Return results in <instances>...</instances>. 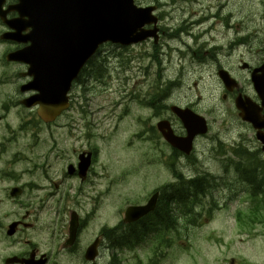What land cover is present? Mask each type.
Here are the masks:
<instances>
[{
    "label": "rangeland",
    "instance_id": "obj_1",
    "mask_svg": "<svg viewBox=\"0 0 264 264\" xmlns=\"http://www.w3.org/2000/svg\"><path fill=\"white\" fill-rule=\"evenodd\" d=\"M224 1L231 2L235 5L238 18L236 25L240 28H247L248 33L253 32L264 24V0H257L254 5H247L243 0ZM83 2L86 3L90 1L84 0ZM89 13H87V16ZM88 21L89 19L85 16L84 20L78 19L75 23H72V26L77 32H84L87 36H91L94 34H91L92 28L89 27L86 31L83 28L87 25ZM253 48L256 50V47ZM2 50L3 49L0 48V52ZM3 73L4 69L0 67V79ZM152 73L154 74V72ZM161 73L165 72L162 71ZM122 75L123 70L114 73V77ZM170 77L173 76L170 74ZM196 79L197 76L192 74L186 76L184 89L178 91V94L186 93L187 86L191 85ZM111 80L112 76H108V72H106L105 76L100 77L98 82L94 81L93 86H83L80 90L81 95L83 94L82 90L84 91V88L88 89V93L91 90L96 92L88 94L86 100L83 99L76 103L75 109L66 113L62 120L55 123L48 131L43 129V134L40 138L41 141L39 140L38 146L34 145L36 137L33 136L32 132H23L17 135L16 141L13 144L6 145L4 149H0V200L8 197L9 189L11 188L10 185L17 181L14 175H20L19 182L21 184H26L34 180L26 170L34 169V165L37 163L47 161L55 166L53 169H60L63 158L67 159L65 154L67 153V155L70 156L74 149L90 144V140L94 138V133L97 134L96 141L102 150L101 155H103V159L111 164V177L114 178V183L110 200L113 204L112 209L114 213L116 212L118 204L123 202L125 196L133 198L135 195L137 196V194L142 193L140 185L141 179L137 167L139 166L138 161L146 145L137 144L132 152H129L130 150L128 149L129 138L137 130L136 117L141 112H134L133 117L116 127L115 120L110 118V113L113 106V99L115 102H119L118 95L111 90H106V86ZM113 85L114 88H116L117 81L114 80ZM215 85H217V83L211 79L199 81V95L202 96L204 101H210L211 89H209V86ZM179 86L180 85H177V88H181ZM17 95L18 93L16 92L14 84L0 86V110L4 109L5 101L8 97L14 99ZM118 106L121 111H124L128 106L133 107V104L118 103ZM81 107L89 113V120L98 124L97 131H94L93 134L84 127L85 114L80 113ZM142 115L137 117L138 121L140 119L141 121L147 119ZM23 117L26 118L25 120L33 119V116L30 114L21 112L18 109H11L8 122L12 128L17 129ZM70 117H73V119ZM1 127L2 126H0V129ZM217 130L218 126L215 124L213 134L211 135L212 137ZM237 131L243 132L248 138L252 136L251 131L245 128H237ZM221 137L226 140H231V137L223 133H221ZM73 138H76L79 142H76ZM207 156L210 157L209 149ZM248 160L249 162L254 161L255 163L260 161L257 157H250ZM209 165L213 166V162L210 161ZM129 170H132V173H129L128 177H126V180L123 182L121 180V175L123 172ZM9 176L13 178H9ZM162 182L163 179L155 183L154 186ZM42 184L44 185V182H42ZM41 196L42 193H35L33 196L28 194L21 203L34 201V205L39 208L42 206V204L39 203L40 199L37 198L35 200L32 197ZM219 200L221 205L227 202L224 196ZM34 205L31 204L20 207V204H11L2 201V203H0V225L6 228L11 222L22 220L25 211L29 210L32 212L33 217L32 220L27 223L38 222L36 228L39 231L33 233L32 230H29L27 234L33 239L35 237L37 242L43 243L45 238L43 233H47L48 230L44 224V216L41 215L39 217ZM235 209L236 204H230L227 208L215 213L213 221L209 226L197 229L191 234L189 239L180 240L183 248H177L167 264H230V258H245L251 260V253L254 252L253 246L256 243L263 247L264 235L260 234L257 238L250 237L249 239H245V236L238 235L234 224L233 213ZM20 236L21 235L18 237ZM240 239L245 240L238 242ZM0 240L1 242H7L1 237ZM225 243L232 245L228 252L229 254H227L229 260L221 261L224 257L223 250H225ZM184 248H186V251Z\"/></svg>",
    "mask_w": 264,
    "mask_h": 264
},
{
    "label": "water",
    "instance_id": "obj_2",
    "mask_svg": "<svg viewBox=\"0 0 264 264\" xmlns=\"http://www.w3.org/2000/svg\"><path fill=\"white\" fill-rule=\"evenodd\" d=\"M27 13L33 16L37 35L33 53L46 64L52 61L45 56L52 50L62 46V58L53 61L54 68L62 74L73 67L79 58L88 53L101 39L110 38L114 41L127 43L135 28L132 24L139 23L142 10L136 9L133 0H21ZM90 11V13H89ZM87 13L88 16H87ZM89 19L83 28L91 27V36L77 32L72 23L78 19ZM95 30V32H94ZM59 37L64 38L59 44ZM64 42V43H63ZM258 138L264 143V135Z\"/></svg>",
    "mask_w": 264,
    "mask_h": 264
},
{
    "label": "flooded vegetation",
    "instance_id": "obj_3",
    "mask_svg": "<svg viewBox=\"0 0 264 264\" xmlns=\"http://www.w3.org/2000/svg\"><path fill=\"white\" fill-rule=\"evenodd\" d=\"M6 1V5L5 8H7L8 6L14 5L17 3L16 0H5ZM18 15L15 12H11L8 15L9 19L12 18H16ZM1 23V21H0ZM4 29V27H2ZM196 48L193 49L192 51H189L187 49H185V52H188L190 54V58L191 61L193 62H203L206 59H209L211 61H215L217 59V54L215 49L209 45V43L206 41V37L204 35H199L196 37ZM17 49H19L17 47ZM160 70H163V68H160ZM128 72V69L126 67V65H124V75ZM95 77V74L87 76L86 78H84L81 82V89L83 87L84 82L87 80L92 81ZM157 108L160 109L161 106L159 105V103H157ZM251 162V161H250ZM254 166L257 167V163L253 164ZM261 168L264 169V162L261 166L258 167V171L257 173L254 175V180H258L260 182H262V174H261ZM192 173L194 175L197 174V172L194 170L192 171ZM259 173V174H258ZM259 175V176H258ZM166 192L171 193L172 192L170 190H166ZM204 194V192L202 193ZM162 196V194H161ZM51 238H50V242H49V251H46L47 257L49 259L50 262H59L62 261L63 259L67 258L68 260L74 261L77 260L79 255L78 253L81 252L82 249V245L85 242V239L82 235H80L77 239V243H72L70 245L66 246V250L62 249V250H58L57 248L59 247V245L66 240V233L64 231H60L57 229L51 230ZM97 238V236L95 237V239ZM76 246H79L80 250L78 251V253H76L74 251V249L76 248ZM30 251L36 254V257L38 258L39 256H41V253H39V251L35 248L34 246H30ZM80 258V257H79ZM83 264V262H82Z\"/></svg>",
    "mask_w": 264,
    "mask_h": 264
},
{
    "label": "bare ground",
    "instance_id": "obj_4",
    "mask_svg": "<svg viewBox=\"0 0 264 264\" xmlns=\"http://www.w3.org/2000/svg\"><path fill=\"white\" fill-rule=\"evenodd\" d=\"M107 67H108V69L102 73L103 74L102 77L105 76L106 72H108V76H112V79H114L115 78L114 73L121 72L122 70H123V75H124V64L122 62H117L113 66L107 65ZM162 71H164V70L159 71V78H160V80L164 86H177V85L181 84V74L179 72L175 71L174 74H173V72L170 73L173 76V77H170V74L161 73ZM97 78L98 77H95L92 81L86 80L84 82L83 86H85V87H87L88 85L93 86L94 81L98 82ZM87 91H88V89L84 88V92H87ZM251 163L254 164L255 162L251 161ZM256 163H257V168L262 165L261 161H257ZM257 182L261 183L258 180H257ZM170 198H177V197L173 196V194H171V193L166 192V190L162 192L161 202H165L167 199H170Z\"/></svg>",
    "mask_w": 264,
    "mask_h": 264
},
{
    "label": "trees",
    "instance_id": "obj_5",
    "mask_svg": "<svg viewBox=\"0 0 264 264\" xmlns=\"http://www.w3.org/2000/svg\"><path fill=\"white\" fill-rule=\"evenodd\" d=\"M91 66H93V65H91ZM108 69V67H107V65H103L102 67H100V69L95 73V77H98L97 78V80L99 81V78L100 77H102V73L105 71V70H107ZM94 77V78H95ZM193 189H195V188H197V187H195V186H191ZM203 193V190H201V189H198V191H197V197L199 196V195H204V194H202ZM176 197V196H175ZM177 198H170V199H167L165 202H174L175 200H176ZM195 199H196V197H195ZM162 203H164V202H162ZM195 203V202H194ZM194 203H192V204H194Z\"/></svg>",
    "mask_w": 264,
    "mask_h": 264
}]
</instances>
